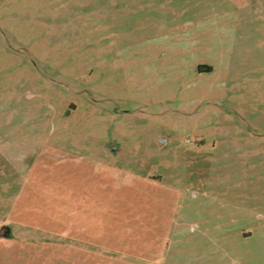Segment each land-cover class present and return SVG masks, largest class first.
<instances>
[{
    "label": "rangeland",
    "instance_id": "rangeland-1",
    "mask_svg": "<svg viewBox=\"0 0 264 264\" xmlns=\"http://www.w3.org/2000/svg\"><path fill=\"white\" fill-rule=\"evenodd\" d=\"M78 163L170 222L174 262L193 229L264 264V0H0V264L51 263L17 211Z\"/></svg>",
    "mask_w": 264,
    "mask_h": 264
},
{
    "label": "crops",
    "instance_id": "crops-1",
    "mask_svg": "<svg viewBox=\"0 0 264 264\" xmlns=\"http://www.w3.org/2000/svg\"><path fill=\"white\" fill-rule=\"evenodd\" d=\"M76 168L78 174L67 184L54 181L50 206L25 205L17 211L26 217L20 223L27 228L51 233L50 264H214L217 241H209L203 250L193 229L182 233V242L174 243L183 261L168 258L173 244H169L170 222L166 227L156 223L151 208L124 206L123 182L117 176L109 179L107 170L91 163ZM37 257L36 264L47 262Z\"/></svg>",
    "mask_w": 264,
    "mask_h": 264
},
{
    "label": "water",
    "instance_id": "water-1",
    "mask_svg": "<svg viewBox=\"0 0 264 264\" xmlns=\"http://www.w3.org/2000/svg\"><path fill=\"white\" fill-rule=\"evenodd\" d=\"M9 232H10L9 227H7V226H2V227L0 228V238H6V237H8Z\"/></svg>",
    "mask_w": 264,
    "mask_h": 264
}]
</instances>
